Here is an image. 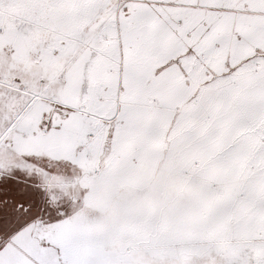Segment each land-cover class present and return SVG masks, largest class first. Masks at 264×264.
<instances>
[{
    "label": "snow or ice",
    "instance_id": "snow-or-ice-1",
    "mask_svg": "<svg viewBox=\"0 0 264 264\" xmlns=\"http://www.w3.org/2000/svg\"><path fill=\"white\" fill-rule=\"evenodd\" d=\"M0 264H264V0H0Z\"/></svg>",
    "mask_w": 264,
    "mask_h": 264
}]
</instances>
